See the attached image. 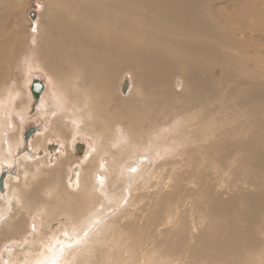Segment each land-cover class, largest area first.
Returning <instances> with one entry per match:
<instances>
[{
    "label": "bare ground",
    "instance_id": "1",
    "mask_svg": "<svg viewBox=\"0 0 264 264\" xmlns=\"http://www.w3.org/2000/svg\"><path fill=\"white\" fill-rule=\"evenodd\" d=\"M22 1L0 0V264H264V0H44L31 34Z\"/></svg>",
    "mask_w": 264,
    "mask_h": 264
},
{
    "label": "rangeland",
    "instance_id": "2",
    "mask_svg": "<svg viewBox=\"0 0 264 264\" xmlns=\"http://www.w3.org/2000/svg\"><path fill=\"white\" fill-rule=\"evenodd\" d=\"M220 8H222L224 11H228L227 10L228 8L226 7V4L225 3H221L220 4ZM46 10H47V6H46V2L44 0H23L22 1V7L20 8V10L18 12V15H17V21H21V22L27 21V23L25 24L26 25V28H27L26 31L31 34V32H34V31L36 32V30H37L36 27H33L34 26L33 25L34 22H32L33 19L31 18V13H33V12L36 13V19L38 20L39 15L40 14H44L46 12ZM249 20L250 21H258L259 22V21L264 20V16L263 17L250 18ZM254 27L255 28H258L257 24L254 23ZM28 37H30V35ZM220 70H222V67H219V65L214 69L215 73L218 72L217 75L215 74L216 78H218L220 76ZM9 71L12 72V70H10V69H7V70L5 69V72L7 74L6 76L3 75L2 72L0 73V86L1 85L2 86L3 85H6V84H10L12 82V80L14 79V76L11 74V72L9 73ZM16 71L18 73L17 76H19L18 78H19V82H20L21 79H22L21 78L22 77V74H21V71H20V67H19V70H16ZM33 74H35V76H37V77L34 78V80L39 79V80L43 81L44 84H47L48 83V73L47 72L40 71V70H36ZM121 76L122 77L120 78V80H119V82L117 84V94L119 96L121 95V96H125L126 97L129 92L127 94H124L123 91H122L123 90V86L125 85V82L126 81H129L130 85H132V79H131V75L128 74V73L122 74ZM52 119H53L52 117H49V119H46V123H47L48 126L51 125ZM32 127H36V124L35 123H33V124L32 123H29L28 124V127L26 128V130H28L29 128H32ZM78 140L81 143H84L85 142L86 145L89 148H91L92 145H93L91 139H89V138H87V139L86 138H79ZM51 145H57V148L59 147V149L61 148V149L64 150V147L62 145V140L60 138H57V139L52 140L51 141ZM11 174H12V176H16L18 174L17 169L14 168L11 171ZM257 186H258L260 195L264 199V181H263V179H260L259 180V185H257ZM258 213H259V215H258L257 219L255 218L253 220V222L250 223L251 224V229L253 230V234H254L253 235V241H256V239L262 241L264 239V206L262 207L261 210H259ZM56 223H54V224H56ZM35 224L38 227V221L37 220H36ZM254 224H255L256 228L253 226ZM57 227L58 226H55L54 228H57ZM260 237H261V239H260ZM106 245L108 246L106 248V250H109V253H110V251L113 248L112 242L109 241V242L106 243ZM260 248L261 247H257L258 252H259ZM251 251H253V248H248V249L240 248L237 251L231 250L228 254H226V256L224 258V261H229V259L230 260H233V259L239 258L241 255H243V257H244V253H247V255H250ZM119 258H121V256ZM253 258H254V261L257 262V264L260 263V256L259 255H257V254L256 255H253ZM14 259H17V258L12 257V256L9 257V260H12L13 261ZM209 261H210V258H207L204 261L200 260L198 263L199 264H206ZM242 261H243V259L240 260L239 264L242 263ZM13 263L14 264H18V261L15 260V261H13ZM195 264H197V263H195ZM213 264H226V263H222V258L217 257L214 260V263Z\"/></svg>",
    "mask_w": 264,
    "mask_h": 264
},
{
    "label": "water",
    "instance_id": "3",
    "mask_svg": "<svg viewBox=\"0 0 264 264\" xmlns=\"http://www.w3.org/2000/svg\"><path fill=\"white\" fill-rule=\"evenodd\" d=\"M31 18L32 19H36V13H31ZM128 88H129V81L125 82V85L123 86V93H127L128 92ZM45 90V84L43 83V81L41 80H35L33 82V86H32V93L35 97L36 100H39L43 91ZM36 127H32L30 128L28 131H26L25 133V137L28 138L30 136L31 133H33L35 131ZM81 145L85 146L84 144L81 143ZM53 147H57V145H52ZM6 175L4 174L1 179H0V190L2 192L5 191V187H4V179H5Z\"/></svg>",
    "mask_w": 264,
    "mask_h": 264
},
{
    "label": "crops",
    "instance_id": "4",
    "mask_svg": "<svg viewBox=\"0 0 264 264\" xmlns=\"http://www.w3.org/2000/svg\"><path fill=\"white\" fill-rule=\"evenodd\" d=\"M29 129H30V128H29ZM26 131H27V130L25 129L24 132L26 133ZM25 133H24V136H25ZM57 149H59V147H58ZM57 149L55 150V152H58Z\"/></svg>",
    "mask_w": 264,
    "mask_h": 264
}]
</instances>
